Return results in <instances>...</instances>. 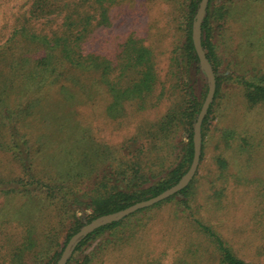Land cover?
Masks as SVG:
<instances>
[{
  "label": "rangeland",
  "instance_id": "obj_1",
  "mask_svg": "<svg viewBox=\"0 0 264 264\" xmlns=\"http://www.w3.org/2000/svg\"><path fill=\"white\" fill-rule=\"evenodd\" d=\"M26 1L0 0V11L6 7H25ZM174 2H115L110 8L111 25L103 24L99 29L103 57L109 52L116 55V45L130 31L152 48L160 83L145 99L144 108H139L137 102H128L124 112L117 116L118 107L113 105L111 109L109 88L100 74L94 80L93 75L74 69L63 75L73 72L85 85L74 99L65 100L61 96L58 91L62 84H45L40 90L27 87L19 69L13 82L4 87L6 91L0 94V177L15 181L3 184L13 193L0 194L3 264H12L13 260L53 264L58 257L57 263L71 238L68 235L72 228L82 223L81 229L92 221H87L90 209L84 205H80L82 209L78 208L73 218L59 203L47 199L42 187L24 186L36 182V178L34 182L31 177L27 179L32 183L21 182L27 174L19 160H15L14 151L18 150L11 149L13 139L18 137L4 123L6 112L13 113L21 106L23 118L17 122L18 129L28 140L33 160L30 172L36 173L40 180L81 168L100 175L104 169L110 170L116 164L115 152L127 137L150 125L156 124L158 128V121L172 107L180 112L188 104L185 87L169 79L170 52L180 35L171 19ZM207 9L216 71L209 62L219 85L202 128L203 155L188 203L182 195L136 211L125 218L112 237L115 242L106 243L108 235L95 239L81 251H73L72 264L83 263L93 252L92 264H221L209 243L196 250L198 245L192 237L196 235L190 231L193 218L211 225L250 264H264V105L252 106L244 91L246 80L255 81L264 74V0H209ZM199 78L198 93L202 92L203 104L208 82L205 76ZM37 95L42 98L40 103ZM188 128L185 121L178 125L172 148L160 147V143L154 147L145 138L143 148L132 145L125 151L130 157L125 158L136 160L140 152L133 154L143 150L145 155L139 161L145 164L147 183L157 182L180 161ZM228 130L237 133L234 140L226 139ZM21 140L14 143L21 146L19 152L26 153L27 145H22ZM220 160L224 162L221 164ZM29 242L34 244L27 249Z\"/></svg>",
  "mask_w": 264,
  "mask_h": 264
},
{
  "label": "trees",
  "instance_id": "obj_2",
  "mask_svg": "<svg viewBox=\"0 0 264 264\" xmlns=\"http://www.w3.org/2000/svg\"><path fill=\"white\" fill-rule=\"evenodd\" d=\"M123 1L125 0H27L25 7L21 5L12 9L9 7L2 9L0 11V74H4V76H0V94L6 91L4 88L6 84L13 82L14 75L19 69V73L23 77L22 81L27 87L40 90L45 84L50 86L62 84L58 92L62 97L64 96L65 100L77 98L79 89L85 88L84 83H81L79 76L73 72L63 77L65 71L74 69L94 77L100 74L101 81L103 80L109 88L112 98L111 109L113 105L118 107L115 110L117 116L124 112V107L128 102H137L139 108H144L145 99L154 92L160 83L152 48L145 44L144 40L138 37L134 31H130L126 32L119 41V45H116V52L118 51L116 55L113 56L109 52L103 57L100 53L103 45L99 29L103 24L111 25L110 8L115 2ZM173 1L175 4L171 19L180 35L178 42L170 52L169 79L173 78L176 83L185 87L188 104L180 112L175 111V108L172 107L158 121V128L155 127L156 124L150 125V127H144L141 131L127 137L115 152L116 157L113 158V161L116 164L110 170L104 169L100 175V173L94 174V170L86 171L85 168H81L79 171H64L59 176L47 179V181L40 180L36 173L30 172L33 169V160L31 153L29 155L28 140L26 135L20 133L18 129L17 122L22 121L23 118L21 106H17V110L13 113H10V110L6 112L7 122L4 123L9 125L10 130L14 131L19 140L22 139V145H27L26 153L24 151L21 153V151L19 152L21 146L14 143L18 139L14 138L12 143L10 142L11 149L18 150L14 151L15 160H19L22 170L27 174L21 182L28 181L29 177L34 182V178H36V182L28 181L32 184H24V186L42 187L45 197L59 203L64 212L73 218L76 217L78 208L82 209L80 205L90 209V214L86 217L89 222L99 216L120 211L138 201L153 197L176 184L192 163L194 156L193 125L202 105L200 100L202 92L198 93V79L201 76L206 78L200 67L192 38L193 22L201 0ZM209 18V9H207L201 25V42L207 59L216 71ZM95 79L98 78L95 77ZM64 81H69V83H63ZM216 83L218 86L217 75ZM204 88V92H206V83ZM244 91L252 106L264 105V74L255 81L246 80ZM37 100L40 103L42 98L37 95ZM209 112L210 107L203 125ZM9 114L13 116V119ZM182 121L188 124L189 135L188 140L182 144L180 161L169 170L165 177L148 184L145 164L143 161H139L145 155L144 151H141L143 139H150L154 147V144H161L160 147L172 148L175 146L174 142L178 135L176 128ZM236 134L234 130H228L226 139L234 140L237 137ZM242 140L247 145L245 140ZM132 145L141 148L133 154H140L136 160L125 158L130 157L129 153H125V151ZM202 149L201 143L200 161L203 155ZM223 162L220 160L221 164ZM13 181L15 179L7 181L0 177V194L8 190L3 187V184ZM192 182L193 179L182 191L165 201L183 195L184 202L188 203V197L192 193ZM13 192L10 190L6 193ZM162 202L155 206L161 205ZM142 210L144 209L140 211ZM125 218L112 221L88 234L79 241L74 252L81 251L85 246H90L95 239L101 236L108 235L106 243L115 242L112 237H115L117 230L125 223ZM81 225L82 223L72 228L68 239L80 230ZM190 231L196 235L192 236L196 239V245L199 246L198 243H200L201 247L196 246L197 251L205 247L204 243H209L221 264H250L245 258L238 256L227 241L203 220L193 218L190 221ZM33 244L34 242H29L27 249L31 248ZM190 245H192L191 242ZM17 250V248L14 250L15 255ZM57 258L54 259L53 264L56 263ZM94 258L95 253L93 252L92 256H86L85 261L81 264H92ZM0 262L3 264V260ZM12 264L34 263L13 260ZM66 264H72L71 256Z\"/></svg>",
  "mask_w": 264,
  "mask_h": 264
},
{
  "label": "water",
  "instance_id": "obj_3",
  "mask_svg": "<svg viewBox=\"0 0 264 264\" xmlns=\"http://www.w3.org/2000/svg\"><path fill=\"white\" fill-rule=\"evenodd\" d=\"M208 3L209 0L200 1L199 7L197 9L194 18L193 31H192L193 43L197 55L199 57L200 67L204 71L207 77L208 91L194 124V129H193L194 156L190 167L176 184L165 189L161 193L153 197H150L148 199L138 201L120 211L99 216L96 219L84 225L78 232L72 235V237L69 239L61 257L58 259L56 264H66L69 257L73 253L75 247L79 243V241L82 238L86 237L88 234L94 232L99 227L111 223L112 221H119L135 213L138 210L151 207L157 203H160L168 199L169 197L177 194L178 192L182 191L192 181L200 163L202 125L207 115L208 109L214 99L216 87H217L216 75L211 67L209 60L206 57L201 42V25L207 11Z\"/></svg>",
  "mask_w": 264,
  "mask_h": 264
}]
</instances>
